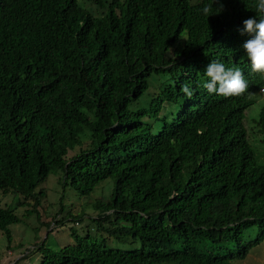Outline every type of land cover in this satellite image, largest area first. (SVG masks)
Returning <instances> with one entry per match:
<instances>
[{
    "label": "trees",
    "instance_id": "16d2710c",
    "mask_svg": "<svg viewBox=\"0 0 264 264\" xmlns=\"http://www.w3.org/2000/svg\"><path fill=\"white\" fill-rule=\"evenodd\" d=\"M211 2L0 0V194L49 229L64 223L62 206L50 221L40 208L54 171L83 198L111 182L85 203L100 237L72 232L74 244L14 264L36 251L39 264H242L264 247V164L243 123L264 73L243 48L255 33L241 34L264 13L215 0L206 18ZM212 60L239 68L246 92L209 93ZM251 122L264 151V106ZM15 208L0 206L8 247Z\"/></svg>",
    "mask_w": 264,
    "mask_h": 264
},
{
    "label": "rangeland",
    "instance_id": "374dc122",
    "mask_svg": "<svg viewBox=\"0 0 264 264\" xmlns=\"http://www.w3.org/2000/svg\"><path fill=\"white\" fill-rule=\"evenodd\" d=\"M85 2L87 6L94 5L93 0H85ZM263 106L264 91H260L259 95L255 97L253 105L246 110L243 121L248 130V141L252 149L254 150L255 147L256 150L254 155H256L258 162L262 164H264V151L261 148L258 135L255 138L252 136V133L255 132V129H253L255 125L251 121L258 119ZM59 174L60 172L54 171L48 177L45 182L46 197L44 200H41L40 204V208H45L44 218L48 219V221L62 206L63 211L60 212L57 219H64V223L59 226L51 224L49 229L41 226V221H38L39 219L36 214L27 215L26 211L30 207L20 206L15 208L17 197L11 194H0V206L8 205L14 207V213L20 219L19 223L9 227L12 235V242L9 247L7 246L5 236L0 231V264H14L26 250H31L35 245L40 246L44 244L45 249L57 251L65 245L74 244L76 239L73 237L72 232L79 237H84L87 234H90L91 237H100V234H96L90 225L88 217L90 209L85 203H93L94 200H99L100 198L106 199L110 194L111 182L103 181L88 198H83L73 194L70 190H66L63 194L59 184ZM63 195L64 200L60 204V198ZM74 217H80L78 222L77 220L75 222L72 221ZM118 247L126 248L128 246L119 245ZM40 256V252L36 251L20 264H39ZM242 264H264V247L253 251Z\"/></svg>",
    "mask_w": 264,
    "mask_h": 264
},
{
    "label": "clouds",
    "instance_id": "9594fccd",
    "mask_svg": "<svg viewBox=\"0 0 264 264\" xmlns=\"http://www.w3.org/2000/svg\"><path fill=\"white\" fill-rule=\"evenodd\" d=\"M214 2L215 0H212L210 4H206L201 8V12L206 18L219 12V8H216L218 9L217 12H213ZM256 10L257 12L264 13V0H258ZM243 25L244 28L241 34L243 32L249 34L255 33L254 38L249 39L243 44L252 71L264 73V17L259 18L258 22L256 17H249L243 21ZM205 75L209 79L204 86L209 93H215L224 97L240 96L249 87L247 80L239 68L226 67L219 60H212L207 65ZM180 91L189 98L193 95V90L187 83L181 85ZM260 91L263 92L264 87Z\"/></svg>",
    "mask_w": 264,
    "mask_h": 264
}]
</instances>
